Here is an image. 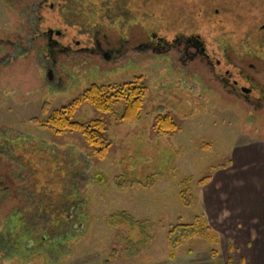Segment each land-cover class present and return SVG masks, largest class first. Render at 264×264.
Segmentation results:
<instances>
[{
  "label": "rangeland",
  "instance_id": "rangeland-1",
  "mask_svg": "<svg viewBox=\"0 0 264 264\" xmlns=\"http://www.w3.org/2000/svg\"><path fill=\"white\" fill-rule=\"evenodd\" d=\"M222 1L219 10L237 11L236 0ZM30 4L0 0V132L15 144L32 142L64 157L67 175L85 186L75 191L82 202L77 233L41 242L11 220L4 241L12 251L4 264H225L229 258L264 264V116L229 97L204 68L166 69L157 55L127 56L116 70L89 55L44 61L40 41L23 39L31 37ZM260 6L256 0L253 18ZM250 8L251 1L248 20ZM57 12L42 10V27L63 31L65 14ZM221 20L210 30L235 29ZM68 21L76 33L77 20L68 15ZM200 27L209 48V31ZM212 48L221 61L220 48ZM136 80L145 96L135 123L121 120L123 100L107 113L82 104L73 115L78 123H104L109 148L103 160L78 132L56 135L43 126L92 85L126 87ZM158 117H169L175 131L160 135ZM40 167L55 177L51 163Z\"/></svg>",
  "mask_w": 264,
  "mask_h": 264
},
{
  "label": "flooded vegetation",
  "instance_id": "flooded-vegetation-1",
  "mask_svg": "<svg viewBox=\"0 0 264 264\" xmlns=\"http://www.w3.org/2000/svg\"><path fill=\"white\" fill-rule=\"evenodd\" d=\"M250 1L252 18L248 20L245 14ZM250 1L236 0V12L225 6L223 12L218 7L222 0H31L27 20L31 37L23 39L40 41L39 53L52 63L60 57L89 55L116 70L122 59L139 54L161 57L166 69L202 67L229 97L264 116V0H257L261 6L256 18L252 14L256 0ZM44 9H57V14L64 11L63 31L42 27ZM68 15L77 20L80 29L76 33L69 32ZM218 18L234 23L235 29L225 34L210 30ZM201 24L203 31H209V48ZM243 26L245 32H241ZM212 47L220 48L221 61Z\"/></svg>",
  "mask_w": 264,
  "mask_h": 264
},
{
  "label": "trees",
  "instance_id": "trees-1",
  "mask_svg": "<svg viewBox=\"0 0 264 264\" xmlns=\"http://www.w3.org/2000/svg\"><path fill=\"white\" fill-rule=\"evenodd\" d=\"M3 45L4 43L0 45V49H3ZM126 87L92 85L70 105L55 111L43 126L53 130L56 135L78 132L92 148L95 158L103 160L109 148V144L105 142L104 123L100 120L78 123L73 121V115L82 104H89L97 111L107 113L116 102L123 100L124 111L121 120L127 124L135 123L143 108L145 89L137 80ZM155 126L160 135H166L176 129L169 117H158ZM8 135L0 132V264L7 262L12 251L11 244L4 241L6 225L8 226L11 220L16 222L15 229L20 225L24 232L34 234L32 239L41 242H45L49 237L56 240L66 236L65 231L77 233L79 230L75 223L77 218L80 219L79 207L82 202L76 198L75 191L79 190L81 185L82 188L85 186L83 180H72L73 178L67 175L65 163L62 162L64 157L48 151L47 148L43 149L39 144L35 146L32 142L15 144ZM50 153L53 157H49ZM48 163L54 166L52 174L55 177L44 176L40 166ZM82 169L81 167L75 171L80 175ZM53 179L55 183L58 182L57 185ZM209 179L210 177L205 178L200 184ZM84 194L82 191V196L78 197L84 199ZM229 250L232 248L229 247ZM170 257L173 258V254ZM225 264L235 263L229 258Z\"/></svg>",
  "mask_w": 264,
  "mask_h": 264
}]
</instances>
